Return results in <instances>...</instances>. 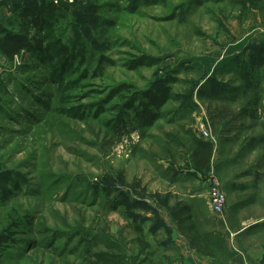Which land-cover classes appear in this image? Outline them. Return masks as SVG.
Instances as JSON below:
<instances>
[{
    "label": "rangeland",
    "instance_id": "374dc122",
    "mask_svg": "<svg viewBox=\"0 0 264 264\" xmlns=\"http://www.w3.org/2000/svg\"><path fill=\"white\" fill-rule=\"evenodd\" d=\"M20 2L63 17L46 57L0 55V264H264V54L244 46L264 44V0ZM75 32L85 55L70 63L58 51ZM168 77L145 126L127 104ZM197 139L213 147L203 173ZM188 204L213 258L172 221Z\"/></svg>",
    "mask_w": 264,
    "mask_h": 264
},
{
    "label": "trees",
    "instance_id": "16d2710c",
    "mask_svg": "<svg viewBox=\"0 0 264 264\" xmlns=\"http://www.w3.org/2000/svg\"><path fill=\"white\" fill-rule=\"evenodd\" d=\"M20 1L5 0L4 2V5L9 9V17L3 24H0V55L10 62H13L14 56L19 55L22 51L44 58L46 57V45L49 41L50 33L57 28L58 22L62 20L57 17L59 15L62 16V14H56L55 16H53L52 12L46 14L36 4L27 6ZM15 23L18 25L17 30L13 29ZM256 50L264 54V44L258 43L248 48L252 56ZM84 51L81 34L75 32L69 44L59 47L58 52L63 60L77 63L84 59ZM155 63L157 62L153 59H147V61L139 59L133 67L153 66ZM240 78L245 82L248 80L244 73L240 74ZM174 82L175 79L169 77L153 82L146 91L133 94L127 107L142 124L145 126L151 125L161 116V109L172 98L171 84ZM124 87L122 86V89ZM205 87L198 90L199 96H212L211 88L205 89ZM127 88L126 86L125 89ZM207 91L209 94H206ZM135 104H137V107L132 108ZM212 151L213 147L210 142L201 139L195 141L191 152V164L196 172L203 173L207 170L212 158ZM171 218L176 225L177 231L187 241L191 251L202 257H214L215 250L199 232L194 219L193 209L189 205H182L174 209L171 213ZM6 242L7 236L0 235V244Z\"/></svg>",
    "mask_w": 264,
    "mask_h": 264
},
{
    "label": "built area",
    "instance_id": "2783aa9c",
    "mask_svg": "<svg viewBox=\"0 0 264 264\" xmlns=\"http://www.w3.org/2000/svg\"><path fill=\"white\" fill-rule=\"evenodd\" d=\"M202 135L206 140L211 139L209 131L205 128L202 130ZM208 198L211 212L215 215L223 214L225 211L226 197L222 188L215 179L209 188Z\"/></svg>",
    "mask_w": 264,
    "mask_h": 264
},
{
    "label": "crops",
    "instance_id": "0c3cea01",
    "mask_svg": "<svg viewBox=\"0 0 264 264\" xmlns=\"http://www.w3.org/2000/svg\"><path fill=\"white\" fill-rule=\"evenodd\" d=\"M0 1H2V0H0ZM7 17H8L7 10L4 9V8H0V23H4L6 21L5 19H7ZM254 41H256V42H254ZM244 43H245L244 46H247V45H249L248 43H251V44L256 43V44H258V43H262V42L259 40L258 37L256 38V36H255V37H250V38L244 39ZM188 205L193 209L194 217H195V211H194L193 205L192 204H188ZM185 246H186V244H185ZM233 261H235V260L233 259Z\"/></svg>",
    "mask_w": 264,
    "mask_h": 264
}]
</instances>
